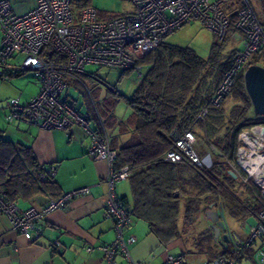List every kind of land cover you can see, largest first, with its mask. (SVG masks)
Segmentation results:
<instances>
[{
  "label": "built area",
  "instance_id": "2783aa9c",
  "mask_svg": "<svg viewBox=\"0 0 264 264\" xmlns=\"http://www.w3.org/2000/svg\"><path fill=\"white\" fill-rule=\"evenodd\" d=\"M131 10L122 14H104L91 5L81 6V0H36V7L22 15L11 12L9 0H0V77L13 69L17 73H32L38 92L26 104L18 98L6 102L5 120L9 124L25 123L41 130H67L74 124L81 126L91 137L87 149L94 161L105 162L107 172L103 178L107 186L104 216L112 219L115 233L109 244H88L85 252H98L106 264H114L122 256L128 264H143L131 259L130 246L136 239L127 234L132 216L117 198L116 185L129 178L128 167L115 168L116 151L109 139L89 128L88 114L75 109L61 98L66 82L82 84L88 66L119 71L134 70L136 62L154 51L169 35L184 25L197 22L222 42L231 19L235 18L236 33L242 38V47L232 58V67L224 74L211 103L218 105L233 89L235 77L245 71L253 55L264 50V25L259 21L250 0H122ZM72 8L79 13L73 16ZM51 52L54 61H46L42 54ZM22 56L20 64L11 67L10 60ZM135 70H138L136 68ZM95 82L97 77L92 76ZM201 111V116L206 115ZM195 136L187 131L172 138V148L164 160L172 163L190 160L198 167L208 169L207 158H199L194 148ZM211 153L217 152L210 147ZM241 180L246 183L252 176L246 172ZM54 176L53 169L45 170L41 180ZM89 194L88 188L62 194L50 199L39 210H19L14 203L6 202L0 195V215H5L18 234L29 235L32 240L42 235L46 214L65 209L75 197ZM264 197V189H261ZM259 240L264 247V209L257 215L256 224L250 228L247 240L232 239L235 248L245 249ZM163 264H187L183 255H170ZM205 264H237L231 256H220ZM255 264H264V249L255 253Z\"/></svg>",
  "mask_w": 264,
  "mask_h": 264
},
{
  "label": "crops",
  "instance_id": "0c3cea01",
  "mask_svg": "<svg viewBox=\"0 0 264 264\" xmlns=\"http://www.w3.org/2000/svg\"><path fill=\"white\" fill-rule=\"evenodd\" d=\"M259 14L264 17V9H260ZM234 38L236 42H242L239 35ZM239 49L241 47L237 46L236 50ZM17 59L22 60V56L17 55L10 60L9 65L12 68L18 66L15 64ZM143 70V74H138V80L133 82L134 90L140 77L146 72L145 68ZM109 71L106 79H109L110 75H117L118 80L121 81L129 75H124L119 70ZM30 77L32 79L29 80L26 73L17 75L13 69L0 77V184L8 182L12 176L20 175L21 167L15 164L26 152L35 158L41 168L54 170L50 182L55 184L56 192L60 196L83 188H88L89 194L73 198L65 209L46 214L43 218V233L35 240L29 235L15 232L8 218L3 214L0 215V264H106L98 252L92 254L85 252V246L88 244L94 246L109 244L115 238L113 221L104 216L107 186L103 178L107 172V165L105 162L94 161L88 156L87 149L91 144V137L77 124L67 130H41L25 123L9 124L5 120L8 100L18 98L19 103L24 105L37 94L38 86L33 76ZM23 79L25 80L22 81ZM78 110L87 113L85 107ZM125 118L126 116L118 118L116 122H108L109 132L104 129V135L109 140L115 135L117 123L124 121ZM102 131L101 135H103ZM244 136H249L253 143L252 147L244 143L242 140ZM117 139L118 143L124 142L127 136L119 135ZM238 141L245 144L246 150L237 145L236 157L239 160L236 162V167L232 165V161L226 162L227 174L229 175L228 171H231L236 177L229 175L232 180L225 183V196L222 198L218 196L219 194L210 195L208 198L210 203L202 204L192 215L198 216L197 219H193L195 224L201 221V218L206 221L201 233L194 232L191 237L180 235L164 243L150 232L146 222L133 218L127 231V234L133 235L136 239V242L130 246L132 260L143 264H163L170 255H183L187 264H205L218 256L231 255L237 260V264H255V253L259 249H264L260 241L256 240L248 248L239 249L234 247L232 239L242 242L247 240L250 228L256 224L257 215L264 207V197L261 194V189H264V162L256 166V174L252 173L254 169L250 171L247 165L240 163L243 159H249L243 163H250L253 159H258V156H264L262 150L264 134H260V128L256 134L253 133V129L243 130L238 136ZM204 157L209 160L210 167L215 164L211 162L210 153ZM246 172H250L252 176L244 183L241 177H246ZM187 173V178H190V173ZM185 178L182 177V184L186 181ZM24 179L23 176L18 178L20 181ZM25 185L26 183L22 182L16 186L21 191L14 202L19 210H39L50 200L47 195L34 193ZM115 193L122 203L132 207L129 180L119 182ZM188 198H191L190 195L182 196L179 216H184V202ZM209 204H214L213 210H222L224 214L225 229L221 230L218 238H215L212 224L204 216ZM178 227L180 229L179 223ZM203 234L205 237H202ZM226 234L229 238L227 243L222 240V236ZM208 236L212 237L210 241L205 239ZM114 264H128V262L122 256H116Z\"/></svg>",
  "mask_w": 264,
  "mask_h": 264
},
{
  "label": "trees",
  "instance_id": "16d2710c",
  "mask_svg": "<svg viewBox=\"0 0 264 264\" xmlns=\"http://www.w3.org/2000/svg\"><path fill=\"white\" fill-rule=\"evenodd\" d=\"M89 4L90 0H81V6ZM230 29L236 32L234 17L228 31ZM225 42L226 38L222 42L214 41L206 60L190 48L169 45L165 41L138 60L136 68H145L146 72L140 77L133 94L123 97L130 114L117 123L115 135L109 140L110 147L117 154L115 168L128 167L130 173L127 180L132 191V207L123 203L124 206L129 209L132 218L146 222L150 232L164 243L182 235L178 227L181 191L185 190L186 195L191 197L184 202L183 217L189 223L202 204L210 203V195L225 196V183L232 180L227 174L226 162L232 161L237 153L239 132L264 125V117L248 116L252 107L243 87V71L235 77L232 89V92L235 91L234 98L242 103L236 114L232 112L225 121L221 105L227 98L218 105L210 102L224 74L232 67V58L237 52H232L224 62L220 55ZM42 57L46 61H54L51 52H44ZM134 70L122 71V74H130ZM202 110L207 111L206 115L199 117ZM96 130L101 134V128ZM187 131L195 136L194 148L199 158L205 156L198 151V142H201L203 148L213 157H219L221 162L206 169L186 158L177 163L165 161L166 152L172 148L173 136H181ZM124 134L127 140L118 143L117 136ZM210 147L217 152L211 153ZM15 165L21 167L20 175L0 184V195L6 202L14 203L18 199L21 191L16 186L22 182L34 193L47 195L53 200L60 197L50 177L40 179L45 169L38 166L30 154L25 152ZM184 171L189 172L191 177H186L182 184ZM20 176L25 179L18 180ZM192 188L195 189L194 195L187 191ZM211 238L208 236L205 239L210 241Z\"/></svg>",
  "mask_w": 264,
  "mask_h": 264
},
{
  "label": "rangeland",
  "instance_id": "374dc122",
  "mask_svg": "<svg viewBox=\"0 0 264 264\" xmlns=\"http://www.w3.org/2000/svg\"><path fill=\"white\" fill-rule=\"evenodd\" d=\"M260 1V2H259ZM254 11L259 18L260 22L264 24V17H261L259 14L260 9H264V0H250ZM10 6H11V12L15 15H22L25 14L31 10H33L36 7V0H9ZM93 8L100 11L101 13L106 14H122L127 13L131 10L129 3L124 2L122 0H90V4ZM79 13V10L77 8H72V14L73 16H77ZM237 33L235 31H232L231 29L228 31L226 35V42L223 51L221 52L220 57L225 62L229 59L230 54L234 51H236L237 46L242 47V44L240 46V41L236 42V39L234 37H237ZM216 41L213 37V34L208 31L207 29H204L200 26L199 23L194 22L187 25H184L183 27L177 29L175 32H173L171 35H169L165 42L169 45L174 46H180V47H187L193 50L198 57L201 59L206 60L209 57L211 47ZM21 62V59H17L15 61V64L19 65ZM251 64H257L262 67H264V51H262L260 54H255L252 57H250L247 66ZM109 70L112 69H106V68H98L96 66H88L85 69V76L86 77H80V80L83 85L87 87V90L84 86H82L79 83L75 82H66V88L61 96L63 100H65L67 103L72 105L75 109L80 108H86L87 114H88V120H89V128L92 130L100 129L101 127H104V129L109 132L110 124L112 122H116L118 118L126 116L130 114L129 108L126 106L124 98L130 97L134 91V84L138 80V74H143L144 70L142 67H139L138 70L132 71L128 76H125L123 79L118 80L117 75H110L109 79H106L107 72H110ZM26 76L28 79H32L30 76H33L32 73L27 72ZM92 76L97 77L99 81L95 82L93 79H91ZM34 79V77H33ZM23 79L22 81H24ZM35 80V79H34ZM234 92H232L231 95L227 97L222 103V108L225 111L224 113V120L226 121L232 112H235V114L239 111L240 106L242 103L234 98ZM238 109V110H236ZM249 118H255L256 116L253 114L252 108L250 109L248 113ZM125 118V119H126ZM109 122V123H108ZM259 126L264 125H255L250 129H253V133H257L259 130ZM245 131L247 129H244ZM241 130L239 134L242 132ZM238 134V136H239ZM198 140H200L198 138ZM237 145L239 144L240 148L245 149V144L252 147L253 143L250 140L249 136L242 137L241 143H238V137L236 138ZM204 142V140H200ZM199 148L198 151L201 152L202 156H207L209 153L206 151V149L203 148L202 143L198 142ZM238 147V146H237ZM246 150V149H245ZM264 150V148H262ZM260 151V150H259ZM204 157V156H203ZM211 162H219V157H213L211 155L210 157ZM239 159L236 157V155H233L232 158V165L236 167V162ZM249 159H243L240 163L242 165L250 168L253 170L254 168H251L249 164L252 162H259L257 161V158L253 159L251 158L252 162L250 163H243L244 161H248ZM264 162V161H262ZM261 162V163H262ZM260 163H257L259 165ZM255 173V171H253ZM252 172V173H253ZM257 173V172H256ZM255 173V174H256ZM183 176L187 177V172L182 173ZM191 176V174H190ZM186 179V178H185ZM187 190V189H186ZM188 194L194 195L195 189L192 188L188 189ZM191 192V193H189ZM236 192H240L237 191ZM185 190L181 191V196H185ZM180 195V194H179ZM183 202L181 197V203ZM248 203V202H247ZM246 203V204H247ZM194 217V216H193ZM198 216H195L194 219H197ZM179 226L181 229L182 235L185 237H191L196 232L197 234L201 233L202 227L206 225V221L201 218V221L199 220L196 224L194 220H190L189 223L185 221V218L180 215L179 218ZM195 225V227L193 226ZM193 226V227H192ZM191 228V229H190ZM191 232V234L189 233ZM191 235V236H190ZM175 252V251H174ZM187 259L190 260L188 256H186Z\"/></svg>",
  "mask_w": 264,
  "mask_h": 264
},
{
  "label": "water",
  "instance_id": "95a60500",
  "mask_svg": "<svg viewBox=\"0 0 264 264\" xmlns=\"http://www.w3.org/2000/svg\"><path fill=\"white\" fill-rule=\"evenodd\" d=\"M243 87L250 101L253 114L259 118L264 117V67L251 64L243 73ZM260 134H264V127L260 128ZM240 150V149H239ZM229 175L236 176L228 171ZM214 204H209L204 216L212 224V231L215 238H218L222 229H225V220L222 210H213ZM225 243L229 241L228 235H223Z\"/></svg>",
  "mask_w": 264,
  "mask_h": 264
},
{
  "label": "bare ground",
  "instance_id": "6f19581e",
  "mask_svg": "<svg viewBox=\"0 0 264 264\" xmlns=\"http://www.w3.org/2000/svg\"><path fill=\"white\" fill-rule=\"evenodd\" d=\"M259 158L257 159V161L259 162H252L251 164L252 165H249L251 168H254V171L257 172V170L255 169L256 166H257V163H261L262 161H264V156L260 157L258 156ZM250 171H252L250 168H249ZM253 172V171H252ZM254 173V172H253Z\"/></svg>",
  "mask_w": 264,
  "mask_h": 264
},
{
  "label": "clouds",
  "instance_id": "9594fccd",
  "mask_svg": "<svg viewBox=\"0 0 264 264\" xmlns=\"http://www.w3.org/2000/svg\"><path fill=\"white\" fill-rule=\"evenodd\" d=\"M246 68H247V67H246ZM261 127H264V126H259V128H261ZM209 168H211V167H209ZM209 168H208V169H209Z\"/></svg>",
  "mask_w": 264,
  "mask_h": 264
}]
</instances>
